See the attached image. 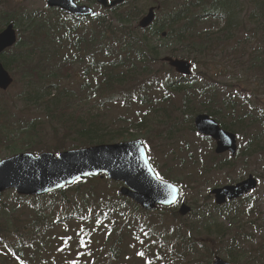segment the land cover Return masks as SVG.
Listing matches in <instances>:
<instances>
[{"label": "trees", "instance_id": "trees-1", "mask_svg": "<svg viewBox=\"0 0 264 264\" xmlns=\"http://www.w3.org/2000/svg\"><path fill=\"white\" fill-rule=\"evenodd\" d=\"M123 4L106 9L103 15L84 18H74L67 12L49 7L43 11L21 13L16 19L0 12V28L6 21H13L17 26L23 20L26 26L24 31L17 32L16 45L4 52L0 60L7 69H16L21 74L25 81L22 86L25 89L20 92L23 100L28 105L36 102L32 107H38L53 119L54 127L59 124L64 129L62 118H71L63 136L75 134L77 140L68 143L67 149L122 141L126 139L123 136L128 127L134 125L129 123L128 127L112 128L105 117L88 110L80 113L73 108L74 102L93 96L100 100L120 98L125 104L139 102L145 108L144 117L139 120L140 127L148 125L146 130L154 135L156 127H167L166 132L172 134V140L183 131H195L193 117L197 113L208 114L220 127L235 133L242 141L233 157L215 155L212 151L205 163L206 170L236 171L240 159L264 154V106L261 101L218 80L224 72L220 64L224 59L234 62L243 75L259 78L264 86V47L241 51L231 45L255 38L259 32L264 38V0H186L171 8L169 15L165 14L161 20L155 18L145 29L137 25L136 7L122 8ZM249 33L250 36L245 35ZM165 55L186 58L194 69L197 66L199 69L191 76H178L160 61ZM201 64L205 65L202 71ZM76 75L78 79L74 78ZM70 76L78 82L76 87L66 85L68 81L64 79ZM250 92L255 93V90L250 89ZM73 114H77L75 118ZM8 123L6 120L2 125L0 134L5 132L11 136L9 142L13 145L27 141L29 148L35 151L65 148V145L36 147L32 140L33 120L27 125L18 121ZM202 139L210 141L207 137ZM13 153H16L15 147L8 155ZM202 156L206 158L207 152ZM242 167L244 172L249 166ZM170 171L166 169L160 176L177 183ZM252 174L258 177L256 173ZM96 181L99 180L86 178L67 186L49 195L44 203H40L43 197L29 198L15 193L0 195L1 264L21 261L25 251L28 252L27 260L22 262L31 264L43 232L57 223L55 204L66 206L72 191ZM256 195H245L221 206L205 207L199 225L188 231L189 237L182 226H170V252L169 245L162 240L167 244L168 259L181 264L179 256L171 258L170 255L178 250L187 253L185 259L201 251L206 253L208 247L201 238L207 236L219 243L207 253L208 263L219 255L234 264H264V197ZM24 210L29 215L21 219ZM76 210L84 217L88 212L91 214L87 224L102 226L106 221L114 230L118 229V219H123V227L128 225L129 229L133 219H138L142 212L128 198L113 193L104 199L99 191L82 193L81 206ZM248 214L255 222H246ZM250 224H255L252 232L247 230ZM255 233L262 234L261 240L245 255L246 247L253 245ZM112 250L115 252V247ZM249 254L253 256H247ZM92 264H97L95 258Z\"/></svg>", "mask_w": 264, "mask_h": 264}, {"label": "rangeland", "instance_id": "rangeland-1", "mask_svg": "<svg viewBox=\"0 0 264 264\" xmlns=\"http://www.w3.org/2000/svg\"><path fill=\"white\" fill-rule=\"evenodd\" d=\"M122 8L136 7L137 21L143 16L147 8L151 5L158 6L155 13L156 19L161 20L165 14L169 15V10L176 5L183 4L186 0H125ZM78 3L88 4L100 13L107 12L96 0H80ZM48 8L46 0H1L0 12L9 14L11 18H15L21 13H33L43 11ZM240 10H243L240 8ZM244 14V12H243ZM19 23L15 29L16 33L21 29L24 31L25 24ZM116 25V23H114ZM241 33V31H240ZM250 36L249 34H245ZM260 32L255 38L241 43L233 42L231 45L238 47L241 51H250L252 49L258 50L264 47V38L259 36ZM18 36V35H17ZM256 43V46L254 45ZM230 49L232 47L230 46ZM241 53V52H240ZM226 58V57H225ZM229 61V62H228ZM226 62H228L226 64ZM224 67V72L220 76V81L223 84L232 85L233 90L241 92L243 95L252 96L254 100L258 98L261 105L264 106V86L262 81L254 75L245 76L241 73V69L236 66L234 62L224 59L220 63ZM199 67L197 66L196 72ZM205 65L201 64L200 70H204ZM13 74L15 82L6 90L0 91V128L6 123H15L18 121L23 124H30L34 121V133L32 140L36 147L40 148H54L65 145L68 148V143H73L77 140L75 134H68L63 136L65 128L70 122L71 118L63 117L62 122L64 129L58 124L55 126L53 119L48 118L38 107H32L36 102L28 105L22 98L20 92L24 90L22 87L25 84L21 74L16 69L10 70ZM163 75L160 74V77ZM78 79L76 75L74 77ZM72 76L66 85L76 87L78 82ZM247 90H243L246 89ZM250 89H254L255 93H251ZM248 96V97H249ZM88 99H82L72 104L73 108L80 113L84 110L93 111L101 117H105L107 123L112 128L128 127L127 133H124L122 140L130 138L141 139L144 142L148 159L153 165L158 174L170 169L171 176L176 179L177 183L182 189V202H185L190 211L187 215L181 216L178 212L179 208L173 206L170 208H157L152 212H141L138 219H133L131 226L123 227V219H118V229L114 230L109 227L106 221L102 226L96 224H87L91 214L88 212L87 217L83 213H78L77 208L81 206L82 193L85 191H99L104 195V199H108L113 193L121 197L118 193L120 184L108 181L107 179H98L93 185L90 182L87 186L74 190L67 198L66 206L55 204V211L57 223L48 227L42 234L41 241L36 245L35 257L33 263L35 264H92L93 258L97 260V264H179L178 261H171L166 254V245H169L168 252H170V233L168 228L170 226L183 227L185 233L192 227L199 225L198 220L201 214L204 213L205 206L209 207L214 204L213 196L209 193L210 190L217 186L229 184L228 181L234 182L244 178L246 175L256 173L258 175V188L252 192L254 196L264 197V154H259L255 157H247L238 161V167L231 171H210L206 170L210 154L214 147V143L208 141L201 143L202 138L196 132L183 131L173 140L172 134L166 132L167 127H159L155 135L153 132H148L147 126L140 127L138 121L144 117L145 108L140 103L125 104V101L120 98H107L100 100L93 96H88ZM74 118L77 114H73ZM82 117V116H80ZM125 120V121H124ZM8 123V125H9ZM132 129V131H130ZM11 136L5 132L0 134V160L8 156L12 147L16 148V152L21 151H35L31 150L30 143L27 141H20L13 145L9 142ZM239 141L242 140L238 139ZM52 151V150H50ZM207 152V157L204 158L202 154ZM39 152V151H38ZM57 152V151H53ZM182 160V161H180ZM242 165H247L248 170L243 172ZM209 171V173H206ZM7 193H13L12 190ZM41 198L40 203H44ZM202 206L201 209H198ZM93 210L97 212L96 208ZM126 210L125 213L128 214ZM143 211V210H142ZM68 213V214H66ZM82 214V215H79ZM28 216L27 211L22 213V218ZM82 216V217H81ZM81 217V218H79ZM246 222H255L253 216L248 214ZM114 222V221H113ZM130 225V224H129ZM255 225V224H254ZM254 225L250 224L247 229L248 232L254 230ZM121 226V227H120ZM120 227V229H119ZM185 237V234H183ZM255 240L253 245L246 247L245 255L248 254L250 248L255 247L256 243L261 240L262 234L255 233ZM204 242L208 250L199 252L191 258L185 259L187 253L184 250H178L171 253V258L180 257L181 264H210L208 263L210 249L216 244V239L213 237L203 236ZM166 241L167 244H164ZM188 242L187 244H189ZM115 247V252L112 250ZM28 252L25 251L24 256ZM183 256V258H182ZM247 256H253L249 254ZM23 260V259H22ZM1 264V262H0ZM7 264H18L16 262Z\"/></svg>", "mask_w": 264, "mask_h": 264}, {"label": "water", "instance_id": "water-1", "mask_svg": "<svg viewBox=\"0 0 264 264\" xmlns=\"http://www.w3.org/2000/svg\"><path fill=\"white\" fill-rule=\"evenodd\" d=\"M124 0H97L105 8L113 7ZM48 7H58L74 15H95L87 5H78L76 0H46ZM155 7H150L139 20L141 28L148 27L154 20ZM164 36V33H163ZM16 41L13 24H8L0 32V54ZM161 61L174 67L182 75L190 74L191 64L188 60L164 56ZM13 79L0 62V89L6 90ZM197 130L216 141L215 152L221 154L236 152V137L222 129L219 124L200 113L195 116ZM106 174L107 178L121 182L119 194L151 211L157 206H170L179 198V187L169 181L158 178L147 159L141 140L98 144L78 149L52 152L17 153L0 160V193L15 190L19 195H43L58 190L74 181ZM257 186L256 179L249 175L246 179L230 185L215 187L211 194L215 202L222 204L226 200L239 198ZM190 207L181 204L179 214L186 215ZM212 264H233L216 256Z\"/></svg>", "mask_w": 264, "mask_h": 264}, {"label": "bare ground", "instance_id": "bare-ground-1", "mask_svg": "<svg viewBox=\"0 0 264 264\" xmlns=\"http://www.w3.org/2000/svg\"><path fill=\"white\" fill-rule=\"evenodd\" d=\"M125 1V0H124ZM96 2H97V0H96ZM98 3V2H97ZM82 3H78V5H81ZM99 4V3H98ZM49 8H52V7H49ZM68 14H71V15H73L72 13H70V12H68V11H66ZM15 36H16V39H17V33H16V29H15ZM0 62L2 63V61L0 60ZM2 65H3V63H2ZM4 66V65H3ZM5 67V66H4Z\"/></svg>", "mask_w": 264, "mask_h": 264}]
</instances>
